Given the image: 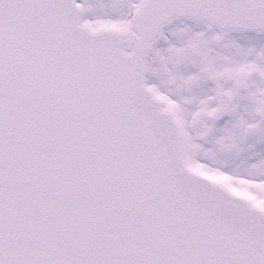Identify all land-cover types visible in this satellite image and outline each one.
I'll use <instances>...</instances> for the list:
<instances>
[{
	"label": "snow or ice",
	"instance_id": "1",
	"mask_svg": "<svg viewBox=\"0 0 264 264\" xmlns=\"http://www.w3.org/2000/svg\"><path fill=\"white\" fill-rule=\"evenodd\" d=\"M0 264H264V0H0Z\"/></svg>",
	"mask_w": 264,
	"mask_h": 264
}]
</instances>
